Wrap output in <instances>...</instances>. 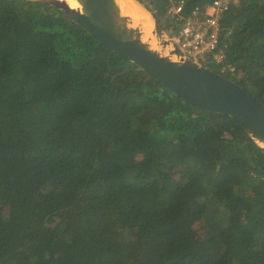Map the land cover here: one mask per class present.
<instances>
[{"label":"trees","instance_id":"obj_1","mask_svg":"<svg viewBox=\"0 0 264 264\" xmlns=\"http://www.w3.org/2000/svg\"><path fill=\"white\" fill-rule=\"evenodd\" d=\"M220 25L204 66L264 104V0ZM0 264H264V155L54 7L0 0Z\"/></svg>","mask_w":264,"mask_h":264},{"label":"water","instance_id":"obj_2","mask_svg":"<svg viewBox=\"0 0 264 264\" xmlns=\"http://www.w3.org/2000/svg\"><path fill=\"white\" fill-rule=\"evenodd\" d=\"M31 1L59 10L183 102L236 120L264 155V104L229 78L187 58L140 1L78 0L80 8L70 7L62 0ZM133 4L149 15L150 25L144 27L140 17L132 15Z\"/></svg>","mask_w":264,"mask_h":264},{"label":"built area","instance_id":"obj_3","mask_svg":"<svg viewBox=\"0 0 264 264\" xmlns=\"http://www.w3.org/2000/svg\"><path fill=\"white\" fill-rule=\"evenodd\" d=\"M162 1L167 23L173 25L164 27L178 49L201 65L208 59L221 62L224 54L218 49L222 31L220 20L235 0H212L190 9L187 14L184 13L185 0Z\"/></svg>","mask_w":264,"mask_h":264},{"label":"bare ground","instance_id":"obj_4","mask_svg":"<svg viewBox=\"0 0 264 264\" xmlns=\"http://www.w3.org/2000/svg\"><path fill=\"white\" fill-rule=\"evenodd\" d=\"M62 1H65L70 7H73V8L81 7L78 0H62ZM136 10L140 11L138 9V6L133 4V9H130V11L132 12V15L136 16L137 18L139 16L144 27H147L148 25H150L151 23H150L149 15L143 10L140 11L141 14L139 15Z\"/></svg>","mask_w":264,"mask_h":264},{"label":"rangeland","instance_id":"obj_5","mask_svg":"<svg viewBox=\"0 0 264 264\" xmlns=\"http://www.w3.org/2000/svg\"><path fill=\"white\" fill-rule=\"evenodd\" d=\"M138 1H140L152 13V15L156 14V9L154 8V6H153V4L151 3L150 0H138ZM158 19H159V21H157V22L159 23L160 26L162 24L161 27H162V29L166 30L165 31L166 33H167V28L165 29L164 26H168L169 25V28L173 27V25L167 23L168 19L166 18L165 15L159 16ZM168 30H170V29H168Z\"/></svg>","mask_w":264,"mask_h":264}]
</instances>
